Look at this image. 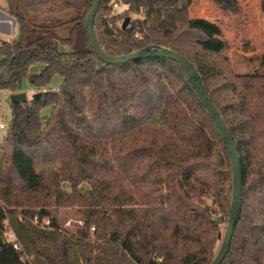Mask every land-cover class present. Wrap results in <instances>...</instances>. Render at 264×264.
<instances>
[{
	"label": "trees",
	"instance_id": "trees-1",
	"mask_svg": "<svg viewBox=\"0 0 264 264\" xmlns=\"http://www.w3.org/2000/svg\"><path fill=\"white\" fill-rule=\"evenodd\" d=\"M22 1L37 15H74L34 24L21 11ZM120 1L128 8L110 17L111 0H101L97 43L110 56L163 47L193 64L240 163L241 213L221 264H264V75L225 76L207 61L225 43L216 24L188 18L192 0ZM211 1L222 10L238 9L236 0ZM7 2L20 37L0 43V91H20L25 77L37 91L30 103L6 98L10 120L0 146V203L21 209L23 219L14 212L9 222L32 260L23 261L3 237L0 206V264H210L219 223L202 197L216 192L217 205L229 215L231 165L185 71L165 58L101 62L85 27L94 0ZM140 13L142 20L117 27L116 35L108 28ZM63 28L67 35L59 37ZM35 64L40 72L29 74ZM54 75L62 78L60 87L40 90ZM217 145L223 157L214 162ZM51 164L58 166L37 169ZM61 208L79 213L81 226L72 233L61 227Z\"/></svg>",
	"mask_w": 264,
	"mask_h": 264
},
{
	"label": "rangeland",
	"instance_id": "rangeland-1",
	"mask_svg": "<svg viewBox=\"0 0 264 264\" xmlns=\"http://www.w3.org/2000/svg\"><path fill=\"white\" fill-rule=\"evenodd\" d=\"M114 0H111L109 5ZM238 4L237 11H226L222 10L216 5L212 3L211 0H192L191 5L188 8V18H202L209 22L216 24L221 31V39L225 43L224 50L212 58H208L207 61H214L216 66L221 70V73L225 76H237V75H245V74H258L264 75V65L261 64V57L264 55V14L261 10V0H236ZM31 4L29 1L20 2V9L24 15H28L30 12L26 8L27 5ZM44 7V5H42ZM0 7L5 10L8 7L7 0H0ZM124 7H119L115 11V15H123L125 12ZM74 12L68 11L65 13L57 12V13H47L41 14L49 19V22H53L55 24L61 23V21L67 22L73 17ZM125 17H129L131 20H142L144 15L140 13L139 15L130 14L125 15ZM123 20L119 22L122 24ZM69 29V25L67 26ZM67 28L59 29L57 31L59 37H65L67 35ZM15 29L12 27L9 28L8 33L14 36H11L12 40H18L20 37V30L15 32ZM4 31V30H3ZM6 32L0 31V43L3 35ZM5 37V36H4ZM59 48H63L59 46ZM69 51V48L68 50ZM42 66L40 64L32 65L29 68V74H37L40 72ZM62 84V78L58 75H54L49 83L45 86V88H40V90H57ZM20 90L26 94L27 98L31 100L33 93L37 91L36 88L31 86L29 83L28 77H25L20 84ZM9 93L0 91V146H3V137L5 136L6 124L10 120V110L9 104L7 102V97ZM50 115V110L45 109L42 112L43 117H48ZM157 122V120H156ZM4 127H1V126ZM3 153V150L0 151V156ZM223 157L222 147L217 145L213 154V161L218 162L219 159ZM57 164H51L46 166H38V170L42 168H56ZM63 187L68 189V184L64 183ZM82 191H86L88 189V185L83 183L80 186ZM203 203L213 211V219L219 223L218 227V239L215 243L214 253L216 254L219 246L221 244L227 219L228 212L222 211L221 208L217 205L216 201V192L208 191L205 196L202 197ZM0 206L4 212L5 221L4 228L5 232L3 237L6 241L13 242L17 245V251H21L22 260L30 261L32 260V256H28L25 254L24 248L21 244L16 240L13 228L9 222L10 216L15 215L23 219L21 209L3 208L2 204ZM59 219L61 222V227L66 232L72 233L74 232L77 226H81L80 216L77 212L76 208H61L59 210ZM35 219L32 220V224L34 225ZM48 223L44 220L41 226H46ZM92 232V230L90 229Z\"/></svg>",
	"mask_w": 264,
	"mask_h": 264
},
{
	"label": "water",
	"instance_id": "water-1",
	"mask_svg": "<svg viewBox=\"0 0 264 264\" xmlns=\"http://www.w3.org/2000/svg\"><path fill=\"white\" fill-rule=\"evenodd\" d=\"M100 3L101 0H94L85 18V27H86L88 39L97 58L106 65H121L131 61L141 60L146 58H165L177 63L187 74V79L190 85L195 91L197 97L199 98L200 103L206 109L208 115L210 116L211 120L214 123L216 133L220 138L228 154L231 165V174H232L231 203H230L227 224L219 249L210 263V264H221L229 251L232 235L235 226L240 218V213H241L242 179L240 173L239 158L235 145L232 141V138L229 132L227 131V128L223 122L220 113L209 99L197 70L195 69L193 64L189 60H187L183 55L163 47H159V48L146 47L137 50L133 53L121 55V56L107 55L101 49V47L97 43V39L94 33V20L96 13L99 9ZM129 21H130L129 18H125L121 24V28L125 29ZM8 99L14 103L28 102L27 96L23 92L11 93L8 95ZM213 223L215 225H218V222L215 220H213Z\"/></svg>",
	"mask_w": 264,
	"mask_h": 264
},
{
	"label": "crops",
	"instance_id": "crops-1",
	"mask_svg": "<svg viewBox=\"0 0 264 264\" xmlns=\"http://www.w3.org/2000/svg\"><path fill=\"white\" fill-rule=\"evenodd\" d=\"M19 7H20V3H19ZM26 18L28 20H30L32 23H38L41 19L44 18V16H41L40 15H37L35 13H32L30 12ZM13 28L15 29L14 31L17 32L19 31V26L18 24L16 23V21L7 13V11L4 9V8H1L0 7V31L1 32H6L4 35H3V38L4 39H1V42L2 41H6V42H9V41H14L11 39V36H14L12 33V35H9L10 33H8V31L6 30H9V28ZM4 30V31H3ZM5 36V37H4ZM59 46H62L63 48H61L62 51H67L68 50V46L66 45H63V44H59ZM60 49V48H59ZM52 90V89H51ZM54 90V89H53ZM17 92H22L21 90L20 91H17ZM34 94V93H33ZM29 100V98H27Z\"/></svg>",
	"mask_w": 264,
	"mask_h": 264
},
{
	"label": "built area",
	"instance_id": "built-area-1",
	"mask_svg": "<svg viewBox=\"0 0 264 264\" xmlns=\"http://www.w3.org/2000/svg\"><path fill=\"white\" fill-rule=\"evenodd\" d=\"M119 7H124L125 9L128 8V6L125 5V4H123L120 0H114V1L110 4V8H111V10H110V17L115 16V11H116V9H118ZM120 26H121L120 23H118V25H116V26H113V24L110 23V22L108 23V28L112 31V33H113L114 35L117 34V27L119 28ZM28 102L30 103L31 100H28ZM1 127H4V126L2 125ZM35 222H36V220H35ZM91 230H93V229H91ZM7 242H9V241H7ZM11 243H12V242H11ZM13 248H14V249H17V245H16L15 243H13Z\"/></svg>",
	"mask_w": 264,
	"mask_h": 264
}]
</instances>
